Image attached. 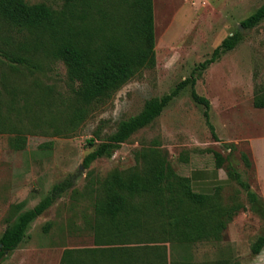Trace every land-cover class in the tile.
Here are the masks:
<instances>
[{
	"label": "rangeland",
	"instance_id": "374dc122",
	"mask_svg": "<svg viewBox=\"0 0 264 264\" xmlns=\"http://www.w3.org/2000/svg\"><path fill=\"white\" fill-rule=\"evenodd\" d=\"M27 1L54 8L63 2ZM210 1L154 0L156 66L140 71L112 97L88 106L81 117L76 115L78 104L66 65L43 47H31L36 36L0 25V46L29 58V64H20L0 54V77L6 75L8 88L4 90L0 83L4 91L0 96V237L55 183L77 174L75 185L32 222L19 247L0 264H61L65 249H83L73 257L89 262L92 256L85 250L97 247L99 183L114 170L134 167L139 150L145 148L163 151L175 172L191 178L195 191L216 195L219 204L240 205L220 240L165 238L161 244L167 246L169 261L264 264V248L259 254L252 252L253 243L264 235V108L253 104L256 86L264 83V20L254 28H243V38L234 49L196 73V89L211 103L217 138L204 117V107L194 102L187 87L112 157L83 166L84 157L95 147L91 139L95 144L106 139L121 120L140 113L148 99L169 93L264 3ZM217 152L225 157L219 169ZM229 166L242 174L260 197L259 203L253 204L247 189L230 178Z\"/></svg>",
	"mask_w": 264,
	"mask_h": 264
},
{
	"label": "trees",
	"instance_id": "16d2710c",
	"mask_svg": "<svg viewBox=\"0 0 264 264\" xmlns=\"http://www.w3.org/2000/svg\"><path fill=\"white\" fill-rule=\"evenodd\" d=\"M263 20L264 3L240 24L251 29ZM0 25L36 36L31 47H43L66 65L78 104L76 115L80 117L88 106L112 97L140 71L157 64L154 0H63L59 8L46 2L0 0ZM242 38L238 27L169 93L148 99L140 113L121 120L106 139L97 144L91 139L95 147L84 157V168L99 158L112 157L134 133L152 124L187 87L194 102L204 107V117L217 138L210 119L211 103L198 93L196 73L214 63L221 53L234 49ZM0 54L10 62L29 64V58L16 50L0 46ZM5 80L3 73L0 83L4 90L8 89ZM3 92L0 88V96ZM253 104L264 108V83L256 86ZM243 157L249 164L247 155ZM216 160V167L222 168L225 157L217 152ZM227 171L231 179L247 189L253 204L260 202L236 168L229 166ZM76 178L77 174L55 183L38 204L20 213L5 229L0 237V262L19 247L32 222L71 189ZM239 208L237 202L219 204L216 195L195 191L191 178L175 172L160 149H141L134 167L114 170L99 183L94 224L97 247L85 250L92 258L84 263L83 257H73L83 249H65L61 264H101L102 260L103 264H177L168 260L167 246L161 244L165 238L220 240L232 213ZM263 248L261 235L253 243L252 252L259 254Z\"/></svg>",
	"mask_w": 264,
	"mask_h": 264
},
{
	"label": "water",
	"instance_id": "95a60500",
	"mask_svg": "<svg viewBox=\"0 0 264 264\" xmlns=\"http://www.w3.org/2000/svg\"><path fill=\"white\" fill-rule=\"evenodd\" d=\"M239 28H240L241 30H243V26H242L241 24L239 25ZM81 168H82V167H81Z\"/></svg>",
	"mask_w": 264,
	"mask_h": 264
},
{
	"label": "crops",
	"instance_id": "0c3cea01",
	"mask_svg": "<svg viewBox=\"0 0 264 264\" xmlns=\"http://www.w3.org/2000/svg\"><path fill=\"white\" fill-rule=\"evenodd\" d=\"M206 2H211L210 0H206Z\"/></svg>",
	"mask_w": 264,
	"mask_h": 264
}]
</instances>
